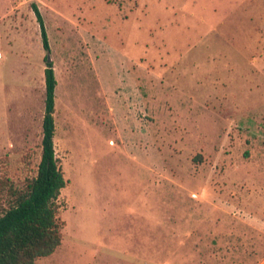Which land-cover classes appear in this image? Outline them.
<instances>
[{"label": "rangeland", "instance_id": "1", "mask_svg": "<svg viewBox=\"0 0 264 264\" xmlns=\"http://www.w3.org/2000/svg\"><path fill=\"white\" fill-rule=\"evenodd\" d=\"M63 240L37 264H264V0H0V216L42 156Z\"/></svg>", "mask_w": 264, "mask_h": 264}, {"label": "trees", "instance_id": "2", "mask_svg": "<svg viewBox=\"0 0 264 264\" xmlns=\"http://www.w3.org/2000/svg\"><path fill=\"white\" fill-rule=\"evenodd\" d=\"M33 7L44 48L50 52L44 18L39 7L36 4ZM45 80L41 161L37 175L25 190L15 195L14 203L0 216V264H37L40 257L53 254L63 240L57 199L67 179L55 150L57 78L52 62L47 61Z\"/></svg>", "mask_w": 264, "mask_h": 264}, {"label": "water", "instance_id": "3", "mask_svg": "<svg viewBox=\"0 0 264 264\" xmlns=\"http://www.w3.org/2000/svg\"><path fill=\"white\" fill-rule=\"evenodd\" d=\"M47 61L48 62H52V56H51V53L50 52L48 53Z\"/></svg>", "mask_w": 264, "mask_h": 264}, {"label": "built area", "instance_id": "4", "mask_svg": "<svg viewBox=\"0 0 264 264\" xmlns=\"http://www.w3.org/2000/svg\"><path fill=\"white\" fill-rule=\"evenodd\" d=\"M0 38H1V34H0ZM0 56H2V54L0 53Z\"/></svg>", "mask_w": 264, "mask_h": 264}]
</instances>
